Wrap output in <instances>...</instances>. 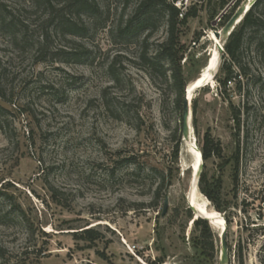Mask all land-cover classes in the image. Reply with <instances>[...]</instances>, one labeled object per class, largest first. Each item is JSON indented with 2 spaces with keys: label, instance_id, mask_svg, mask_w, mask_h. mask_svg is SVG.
I'll return each mask as SVG.
<instances>
[{
  "label": "rangeland",
  "instance_id": "rangeland-1",
  "mask_svg": "<svg viewBox=\"0 0 264 264\" xmlns=\"http://www.w3.org/2000/svg\"><path fill=\"white\" fill-rule=\"evenodd\" d=\"M231 1L175 3L182 12L177 58L196 166L206 131L221 148L201 172L227 209L198 190L225 220L226 264H239V253L242 264H264V60L257 50L264 31L244 43L248 75L223 86L224 41L220 63L206 73L209 32L224 24L232 8L217 17ZM97 2L98 11L78 16L67 0H0V91L8 100L0 97V189L7 194L0 264H220V233L189 198L192 162L177 89L156 53L168 36L163 0H153L144 30L133 26L143 0ZM51 10L87 31L58 34ZM189 204L208 219L211 236L193 224ZM86 228L98 232L94 241L85 239Z\"/></svg>",
  "mask_w": 264,
  "mask_h": 264
},
{
  "label": "trees",
  "instance_id": "trees-1",
  "mask_svg": "<svg viewBox=\"0 0 264 264\" xmlns=\"http://www.w3.org/2000/svg\"><path fill=\"white\" fill-rule=\"evenodd\" d=\"M177 1H181V0H170V1L163 0L162 2V8L167 18L166 20H167L168 36L163 42H161L158 45V51L156 53L161 56V60L166 61V63L168 64L167 69L169 71L168 73L171 83L177 89L175 94L176 95L175 105L178 111L180 112V116H181L182 103L184 99L185 79L183 77L182 68L177 58V50H176L178 25L180 23L179 16L180 14L182 15L181 9L175 5ZM261 2H263V0H256L252 4L248 12L241 20V22L230 33L226 42L224 43V54L222 56L223 61L220 65V70L224 73V80L222 81L224 87L227 81H230L235 76L237 75L246 76L249 73V69L246 66H243L240 62L241 52L245 41L253 37L252 35L256 32L255 30L264 31L263 12L262 10H260V8L257 9L259 5H262ZM238 5H239V0L235 1L234 5L231 7L232 12L236 9ZM50 7L52 6L50 5ZM65 7H67L69 11H73L78 16H80L83 12L88 10L89 11L99 10L97 0H67ZM152 7H154L153 0H143V2L139 4L138 13L133 23L135 29L138 30L146 29L148 23L153 18ZM57 12L58 11L52 12L51 10L50 16L55 17V23L59 27V30L56 31L58 34L60 32L61 35H72L77 37V36H82L84 32L87 31L88 28H86L85 26H81L80 28L77 24L71 22V20H67L65 18H59V16H57ZM231 13L227 15L225 22L228 20ZM224 15L222 17H224ZM1 22H4V20ZM45 42H46V37L43 36L40 44L44 46ZM257 50L261 58L264 60L263 41L259 42ZM0 97L3 101L8 102V100L5 99V96L2 91H0ZM4 114H5L4 109L0 105V128L3 130H4V125L1 119L4 118L5 116ZM220 150H221L220 144L211 137L208 131H206L202 137V144L200 148L201 161H203V165L212 156L220 157ZM204 179H205V174L202 171L200 173L199 181H198L199 189L203 194H205V196L209 200L215 203L214 205L217 210L221 212L225 211L227 208L221 206L219 203H216L214 197L204 187ZM236 182H237V172L235 171L233 175L234 185L236 184ZM160 189H161L160 186L156 189V194H157L156 196L158 197H159ZM0 198L4 200L7 198V194L2 189H0ZM10 209H12L11 211L16 210L22 216L23 211L21 210V208L18 207L16 208L15 206L10 204ZM204 218L205 217L201 213L196 212V219L193 220V224L201 230V234L203 236L205 234L211 236L209 224L207 220ZM226 222L227 224H229L230 220L226 218ZM81 232L84 235L85 239L88 241H94L98 237V232L92 228L83 229ZM237 260L239 264H242V255L240 253L237 255ZM261 261L264 263V259H262Z\"/></svg>",
  "mask_w": 264,
  "mask_h": 264
},
{
  "label": "water",
  "instance_id": "water-1",
  "mask_svg": "<svg viewBox=\"0 0 264 264\" xmlns=\"http://www.w3.org/2000/svg\"><path fill=\"white\" fill-rule=\"evenodd\" d=\"M234 3H235V0H232L221 11L219 16L217 17V21L221 20L222 16L225 13H227L228 9H230L234 5ZM251 5H252V3L250 4L249 7H247V5L245 3H241L240 5H238L236 7V9L231 13L228 20L224 23V25L221 26L220 29L214 30L215 37H217L218 39L222 38L224 43H225L228 36L230 35V33L241 22V20L245 16V14L250 9ZM190 119H191V111L189 108V101L187 98L186 87H185V94H184V99H183V103H182V113H181V133H182V136L184 139L189 137L190 128H192L190 125ZM192 131H193V129H192ZM202 163L198 166V172L197 173H194L193 171H191L190 180H189V189L191 187V183L195 180V175H197L196 176L197 177L196 183H197V187H198V181H199V176H200V172H201V168H202ZM167 206H168V199H167V197H165L161 215H164L166 213ZM189 206H190V208L193 207L191 204ZM219 238H220V244H221L220 264H226L228 257H229L228 247H227V242H226V226L222 230V232L219 234Z\"/></svg>",
  "mask_w": 264,
  "mask_h": 264
},
{
  "label": "bare ground",
  "instance_id": "bare-ground-1",
  "mask_svg": "<svg viewBox=\"0 0 264 264\" xmlns=\"http://www.w3.org/2000/svg\"><path fill=\"white\" fill-rule=\"evenodd\" d=\"M245 4L247 5V7H249L251 4L250 0L248 2H246ZM209 37H210V40H211L213 45H212V49H211V53H210V59H209V62L206 66V73L214 71L217 68L218 64L220 63L218 45H220L221 42L223 41L222 38L218 39L217 37H215L213 30H211L209 32ZM186 94H187V98L189 101V93L187 92V88H186ZM191 130H192V128H190V131ZM184 140H185L184 142L186 143V146L188 148V152L191 156V162H192L191 171H193L194 173H197L198 172V166L203 161L201 163H199L198 166H196L197 165L196 151H194L193 147H190V145H189L190 133H189V137L184 139ZM196 176L197 175H195V180L191 183L192 193H191V196L189 198H191L190 200L193 201V203L196 205V208L199 212H201L205 216H207V218L209 220H211V222H212V220L214 221L211 224L216 227V229L218 230V233H221L222 230L226 226L225 220L222 217L220 218L219 212H217L216 210L209 209V201L198 190L199 188L197 187V183H196L197 177ZM192 208L194 209L195 214H196L197 210L194 207H192ZM201 218H203V217H201ZM207 218H204V219H206L208 221Z\"/></svg>",
  "mask_w": 264,
  "mask_h": 264
}]
</instances>
